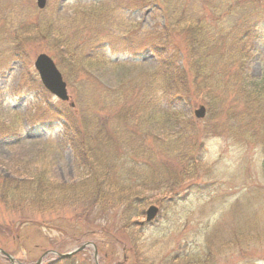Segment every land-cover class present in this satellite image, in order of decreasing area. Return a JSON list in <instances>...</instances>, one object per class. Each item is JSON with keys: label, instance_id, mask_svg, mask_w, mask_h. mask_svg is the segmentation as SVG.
Masks as SVG:
<instances>
[{"label": "rangeland", "instance_id": "1", "mask_svg": "<svg viewBox=\"0 0 264 264\" xmlns=\"http://www.w3.org/2000/svg\"><path fill=\"white\" fill-rule=\"evenodd\" d=\"M210 1L216 5L219 0ZM207 4L46 0L39 9L36 0H0V178L18 182L45 173L50 182L46 187L71 193H64L65 202L55 192L49 199H25L13 208L0 201V249L21 264H34L46 251L65 253L84 242L94 244L96 258L89 245L73 254L70 264H264V144L253 134L257 126L243 120L234 97L222 96L223 109L216 107L217 114L212 110L199 119L193 116L203 104L199 92L192 89L187 99L165 97L164 78L149 48L150 39L163 37L160 46L185 62L184 22L200 14L209 17ZM241 16L237 9L222 24L238 26ZM247 49V74L264 81V34ZM40 53L55 61L73 108L41 87L33 67ZM141 90L142 98L158 96L180 126H168L167 114L116 117L115 97L124 102L129 92L126 103L140 104ZM63 106L76 115L79 110L86 116L97 114L93 117L102 121L108 136L106 146L96 147L106 154L104 165L109 168L99 163L108 178L97 203L85 181L88 171L77 162L71 135L55 114ZM232 110L235 117L227 113ZM186 119L192 127H185ZM95 124L90 130L94 136L100 129ZM178 126L186 140L172 144L167 134ZM129 157L146 163L132 172L143 210L151 204L158 207L156 218L142 226L138 222L143 214L126 212L124 193L132 189L112 186H119V176L130 177ZM179 245L199 257L175 261ZM55 259L48 253L42 264ZM0 264L10 263L0 255Z\"/></svg>", "mask_w": 264, "mask_h": 264}, {"label": "trees", "instance_id": "2", "mask_svg": "<svg viewBox=\"0 0 264 264\" xmlns=\"http://www.w3.org/2000/svg\"><path fill=\"white\" fill-rule=\"evenodd\" d=\"M263 3L264 0H219L215 5V3H211L208 0L207 6L210 7L208 12L209 17L200 14L194 19L183 21L186 31L185 62L181 60L180 56L171 54L168 49L160 46L161 43L159 40L163 37L150 39L149 48L153 51L158 63L156 71L164 78L162 94L165 97L187 99L192 89H194L202 95V102L206 105L207 112L214 110L213 113H216V107L223 109L222 96H225L228 100L234 97V102L240 101L241 104L238 113L244 114L242 117L243 120L247 121L249 119L251 124L257 126L260 131L255 127L253 134L258 137L259 143L264 144V104L262 102V99L264 100V81L254 79L246 72V66L251 58L250 49L247 48L254 41L262 40L264 34ZM237 9L238 13L240 12L242 15L238 19L239 25L236 26L234 23L232 26H223L222 23H226L225 16L228 13L231 15ZM223 11L226 13L222 14ZM244 11H247L248 14L244 15ZM168 18L165 19L164 25ZM167 26L163 29H167L169 27ZM163 36L165 37V34ZM164 51L170 55L168 54V56ZM226 76L227 78H225ZM129 91L135 90L132 88ZM216 93H218V97H216ZM138 95L142 102L140 104L136 103L135 105L126 103L125 99L127 98L124 97L127 96L130 98L131 94L129 92L126 96L122 97L124 102L119 101V97L116 96L117 105L116 103H111L117 106V114L115 116L127 119L136 116L140 112H147L152 117L159 118V116L169 114V111L161 106V100H158V96L154 100H148L146 97L142 98V90L138 92ZM134 106H139V109L133 111L132 108ZM79 111L76 115L67 106H63L61 109H56L55 114L64 121L66 134L71 135L69 137L70 145L76 154L77 162L88 171L85 181H88L87 185L91 186L92 195L95 196L93 202L97 203L99 201L97 198L108 178V173L99 169V163H101V168H104L106 171L109 168L104 165V161H107V158H104L106 154L99 149L97 150L96 147L106 146L109 139L103 133V128L100 124L102 121L99 122L97 117H93L97 114H89L86 116L82 115L81 110ZM227 113L232 114L234 117L236 116L233 110ZM168 114L166 119L168 122L166 124L172 128L179 125V123L176 124V119L172 120V118H175V115L172 114L170 116ZM94 123L100 126V129H98L99 132L95 133V136L90 134ZM185 123V127H192L190 120L186 119ZM115 129L120 131V125H117ZM138 130L141 131L140 128ZM257 131L260 136L256 134ZM167 138L172 144H178L186 140V135H184L179 127L173 133L169 132ZM94 149L97 151H94ZM170 150L172 152L175 151V147H172ZM125 160L131 164L129 166L130 169H127V175H130V177L119 176L117 178L120 180L119 186L116 187V184L112 186L117 191L118 189H132L130 194L124 193L126 212L129 211L132 215L138 217L143 214L144 199L142 198V194L137 192L138 190L133 189L138 184V179L132 178V172L135 169L146 166V163L133 157ZM112 162L115 161L112 160ZM182 174L184 173H178V175L184 177ZM0 179V201L12 208L13 206H18L25 199L33 201L37 198L41 200L45 198L49 199L55 192L58 193V196L55 198L62 200L61 202H65L68 198L65 199L66 195L64 193L69 194L68 197L71 194L68 192L69 189L62 192V189L58 188V190L53 192L46 187L45 185H49L50 182L47 179L45 180V173H36L33 174L32 179H21L18 182H14L15 179ZM19 189L18 194L17 191ZM20 194H23L21 198L19 196ZM174 251L173 257L175 261H180L186 257H199V254H190L188 251L186 253L185 248L180 247V245ZM200 257L204 256L200 255ZM53 262L52 264H70L72 257L56 259Z\"/></svg>", "mask_w": 264, "mask_h": 264}, {"label": "water", "instance_id": "3", "mask_svg": "<svg viewBox=\"0 0 264 264\" xmlns=\"http://www.w3.org/2000/svg\"><path fill=\"white\" fill-rule=\"evenodd\" d=\"M45 4V0H37L38 7L42 8ZM34 66L37 69L40 78L42 80V83L44 86L52 92L54 95L59 97L62 100H67L68 96L66 94L65 89V83L62 82L61 76L59 72L56 70L54 64L52 63L51 59L48 58L45 54H39L34 62ZM204 114V108L199 107V109L195 110V115L197 117H202ZM157 212V208L155 206H149L147 210L145 211V220L150 221L154 218L155 214ZM84 246H86V243L81 245L80 247L73 249L72 251H69L64 254L56 253L53 251V253L57 254L58 257L64 258L67 257L73 253H75L78 250H81ZM0 253L3 254L10 263L15 264V259L11 257L9 254L4 252L3 250H0ZM47 252L43 253L34 264H40L42 261L43 256ZM94 255H96V251H94Z\"/></svg>", "mask_w": 264, "mask_h": 264}]
</instances>
